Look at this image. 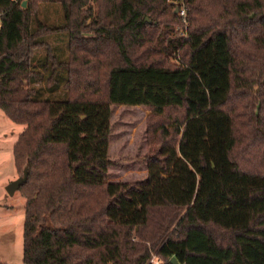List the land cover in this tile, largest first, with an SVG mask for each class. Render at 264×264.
Listing matches in <instances>:
<instances>
[{
    "label": "trees",
    "instance_id": "obj_1",
    "mask_svg": "<svg viewBox=\"0 0 264 264\" xmlns=\"http://www.w3.org/2000/svg\"><path fill=\"white\" fill-rule=\"evenodd\" d=\"M23 1L0 0V108L24 264H264V0H186L187 36L172 0ZM119 105L149 111L145 179H111Z\"/></svg>",
    "mask_w": 264,
    "mask_h": 264
},
{
    "label": "rangeland",
    "instance_id": "obj_2",
    "mask_svg": "<svg viewBox=\"0 0 264 264\" xmlns=\"http://www.w3.org/2000/svg\"><path fill=\"white\" fill-rule=\"evenodd\" d=\"M45 16L49 21L59 22L62 10L56 4H45ZM52 41L59 48V52H62L65 48L63 37ZM148 114L149 111L143 106L114 107L109 150V156L113 161L110 168L112 180L131 181L147 177L144 155L147 151ZM24 128V124L15 123L0 108V257L6 264H24L25 198L19 191L10 195L6 189L11 181L20 176L15 166L13 149Z\"/></svg>",
    "mask_w": 264,
    "mask_h": 264
},
{
    "label": "built area",
    "instance_id": "obj_3",
    "mask_svg": "<svg viewBox=\"0 0 264 264\" xmlns=\"http://www.w3.org/2000/svg\"><path fill=\"white\" fill-rule=\"evenodd\" d=\"M178 8V13L181 16L182 23L177 25L176 31L181 36L188 35L189 19H188V6L186 0H172ZM154 264H163L160 258L153 256L150 260Z\"/></svg>",
    "mask_w": 264,
    "mask_h": 264
},
{
    "label": "water",
    "instance_id": "obj_4",
    "mask_svg": "<svg viewBox=\"0 0 264 264\" xmlns=\"http://www.w3.org/2000/svg\"><path fill=\"white\" fill-rule=\"evenodd\" d=\"M27 0L23 1V6H26ZM175 12H178V8L175 9ZM29 170L25 168L24 173L20 175L18 178L11 181L7 186L6 189L10 195H14L16 191L20 189V187L27 181L28 179ZM171 264H180L176 257H172L170 259Z\"/></svg>",
    "mask_w": 264,
    "mask_h": 264
},
{
    "label": "crops",
    "instance_id": "obj_5",
    "mask_svg": "<svg viewBox=\"0 0 264 264\" xmlns=\"http://www.w3.org/2000/svg\"><path fill=\"white\" fill-rule=\"evenodd\" d=\"M16 192H17V191H16ZM16 192H15V193H16Z\"/></svg>",
    "mask_w": 264,
    "mask_h": 264
}]
</instances>
